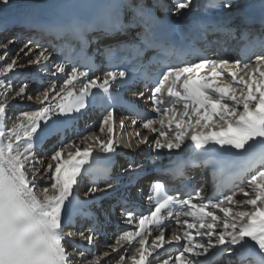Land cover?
<instances>
[{
  "label": "snow or ice",
  "instance_id": "snow-or-ice-1",
  "mask_svg": "<svg viewBox=\"0 0 264 264\" xmlns=\"http://www.w3.org/2000/svg\"><path fill=\"white\" fill-rule=\"evenodd\" d=\"M9 3L0 0V7ZM234 6L235 0H199L195 10L202 19L195 30L225 31L233 36L238 31L247 40L238 59L207 47H178L171 38L174 27L163 25L156 15L162 5L147 0H106L89 5L87 16L70 15L57 25L24 18L29 29L58 38L74 37L79 52L71 44L45 47L28 38L7 62L9 46L17 37L0 42V264H105L113 254L119 257L115 264H152L154 259L158 264H201L199 258L209 254L228 257L224 264H264V0H260L258 15L250 14L247 7L238 9L236 25L229 26L232 17L210 16ZM192 10L193 0H171V7L165 8L177 18ZM256 24L259 31L253 27ZM5 27L0 23V31ZM90 33L98 35L88 39ZM121 35L127 39L104 46L100 66L86 54L88 44ZM148 51L153 56L145 64ZM53 52H63V59L52 65L46 84L40 75L32 79L17 75L23 67L21 54L32 57L29 66L48 74ZM97 67L104 69L102 77L92 76ZM14 79L21 81L18 87ZM37 82L41 90L30 94ZM135 84H142L144 90L136 95L146 97L150 112L122 97L121 90ZM17 101L35 107L19 110L9 127V111ZM90 106L103 113L100 135L82 137L83 147L64 143L63 129ZM117 108L131 113L120 118L122 131L129 122L139 124L133 135L137 149L147 145L157 159L165 150L170 157L178 153L175 167L169 169L173 177L184 176L189 166L211 167V194L186 183L174 189L154 178L148 186L150 208L137 213L133 197L143 195L138 186L145 173L143 165L129 159L111 175L112 158L119 147ZM53 135L60 137V146H53L45 160L38 152ZM101 160L109 166L93 174V161ZM86 173L90 179L86 199L81 200L78 188ZM123 177H128L125 191L110 207L112 211L120 207L126 228L118 229L107 250L97 255L92 249L101 235L99 221L84 212L83 205L98 192L111 194L113 184L100 189L98 181L119 183ZM40 181L45 182L42 188ZM235 188L239 195L232 191ZM77 217L92 223L87 229L65 232L76 226ZM173 247L174 257L160 259L161 252Z\"/></svg>",
  "mask_w": 264,
  "mask_h": 264
},
{
  "label": "bare ground",
  "instance_id": "bare-ground-1",
  "mask_svg": "<svg viewBox=\"0 0 264 264\" xmlns=\"http://www.w3.org/2000/svg\"><path fill=\"white\" fill-rule=\"evenodd\" d=\"M69 0H10L9 5L4 8V7H0V23L4 24L6 27L0 31V39L3 36H9V38L6 39L5 43H7V41L9 39H11L13 36H18V35H22V37H19L15 43L11 44L9 46V55L10 59L12 60L13 57L16 56L17 52L20 51L21 48H23L24 44L27 43L28 39L24 40V34L25 32H28L29 36H37L35 34V30L34 29H29V31H27V29H24V25L23 23L20 22V19H22V16L24 15H32L35 18H40V17H45L47 16V14L50 11H53L55 9H57V7H59L61 4L67 2ZM243 1H249V0H238L237 3L243 2ZM197 0H193V5L196 4ZM171 7V5L169 6ZM19 25H15L17 23H19ZM13 25H15V27L13 29H11V27H13ZM226 42L225 44L228 45L229 47H233V41H230L229 38H225L224 39ZM21 43V47L16 49V46L20 45ZM217 44V43H215ZM215 52V51H213ZM0 54H3L2 52H0ZM231 57V55H229ZM28 58H32L31 56H23V54H21V58H20V65L23 66L20 71L17 73V75H23V77H26L28 79H32L33 76H43L44 77V82L47 83L48 78L50 77V72L52 69V65H54L55 63L59 62V60L55 57L52 56L51 58V63L49 64V73L48 74H44V73H40L39 69H37L36 67L33 66H29L28 63L25 65L24 61ZM10 62V61H9ZM21 81L19 79H14L13 80V85L14 87H18L19 83ZM40 86L39 83H33L31 85V91L30 94H35V92L40 91ZM135 96V95H134ZM35 107V105H30V104H22L20 101H17L12 107H11V111L10 112V119L8 121V126H11V122L12 120H14L15 115L18 113L19 110H32ZM179 108V107H178ZM124 117V116H122ZM121 117L118 116V114L115 115V119H116V128H115V134H116V138L119 141V148L125 149V151H131L132 149L136 148V142L133 139V134L134 131H137V129H139V125L136 126H132L129 122V126L127 128H125L123 131L120 129L119 127V120ZM103 119V116L100 119H93V115L92 114H88L86 117H83V121L85 120H89V122H92L91 125H79V128L77 130H73L70 133H65L63 135L64 138V143H68L69 141L75 142L77 144H80L81 147H83V144L81 142V138L88 136L91 133H96L97 135H100L99 133V126H100V121ZM142 135H148L146 130L140 129ZM60 137L57 135H53L50 138L46 139L42 146H41V150L38 152V155L45 159L47 157H50L51 155V149L53 148V146H60L59 144H57V140ZM101 138H105L104 136H101ZM91 142V141H89ZM129 143L131 144V147L129 149ZM74 150V149H73ZM137 150V163L141 164L140 158L143 156H147L150 155V160L152 159H157L154 158V154L151 153L149 147L147 145H143L140 148L136 149ZM167 153V151L165 150L163 152V154ZM65 158H66V154H65ZM195 174V173H194ZM45 182L44 181H40V187L42 188L44 186ZM87 184L85 183V181L83 180L78 188V191H83L86 190ZM37 191L39 192V189H37ZM237 194L239 195V190L236 191ZM240 198L243 199L244 197L242 195H240ZM170 231H172V228L170 229ZM115 239V236H109L107 238L104 239H98V243L97 245L92 249L93 252H96L97 255L101 254L103 251L107 250L106 249V245L108 243L113 242ZM127 255H131V252H128ZM175 255H173L174 257ZM89 259H91V257H88ZM167 258V256L164 257H160V259H165ZM204 257H200V261H202ZM119 257L115 256V254H113L111 259H106L105 260V264H115V261L118 260ZM228 257H223V258H218L216 261H214L213 263L211 262H207L205 264H224L225 260H227ZM154 264H158L157 260L154 261ZM202 264V263H201Z\"/></svg>",
  "mask_w": 264,
  "mask_h": 264
},
{
  "label": "rangeland",
  "instance_id": "rangeland-1",
  "mask_svg": "<svg viewBox=\"0 0 264 264\" xmlns=\"http://www.w3.org/2000/svg\"><path fill=\"white\" fill-rule=\"evenodd\" d=\"M9 36H10V35H8V36H7V35H6V36H3V37L0 39V42H4V43H5L6 39L9 38ZM20 47H21V43H20V45L16 46V49H17V48H20ZM29 59H31V58H28V59H26V60L24 61V64H25V65L28 63V60H29ZM9 61H11L10 56L7 57V62H9ZM45 84H46V83H45ZM10 112H12L11 109H10V111H9V116H10V114H11Z\"/></svg>",
  "mask_w": 264,
  "mask_h": 264
}]
</instances>
